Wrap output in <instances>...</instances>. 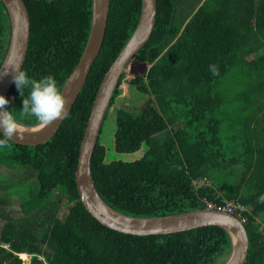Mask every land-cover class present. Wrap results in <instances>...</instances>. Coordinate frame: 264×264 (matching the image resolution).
Here are the masks:
<instances>
[{
    "label": "trees",
    "instance_id": "trees-1",
    "mask_svg": "<svg viewBox=\"0 0 264 264\" xmlns=\"http://www.w3.org/2000/svg\"><path fill=\"white\" fill-rule=\"evenodd\" d=\"M23 1L31 33L22 69L35 78L53 75L62 90L86 46L93 0ZM141 7L142 0H110L99 55L49 140L0 147L1 165L36 172L20 215L7 211L10 201L0 196V264H23L30 256L27 264H223L230 255L232 238L221 226L123 233L93 217L78 194L75 171L94 99ZM157 11L153 33L134 58L151 65L129 80L145 103L137 110L115 105L123 72L92 155L96 188L110 206L135 216L205 208L204 198L239 200L249 208L245 264H264V202H258L264 195V0H157ZM10 36L0 0V66ZM7 97V107L19 114L22 97L14 83ZM18 118L22 125L39 123ZM110 123L113 149L101 141ZM202 178L210 184L195 182Z\"/></svg>",
    "mask_w": 264,
    "mask_h": 264
},
{
    "label": "water",
    "instance_id": "water-1",
    "mask_svg": "<svg viewBox=\"0 0 264 264\" xmlns=\"http://www.w3.org/2000/svg\"><path fill=\"white\" fill-rule=\"evenodd\" d=\"M2 1L8 10L11 36L1 66L7 62H16L22 68L30 42L31 21L29 12L23 0ZM109 9L110 0L92 1L91 29L86 46L61 90L67 99L68 114L83 89L102 48L108 25ZM157 13V0H142L140 18L134 32L104 74L99 85L79 148L75 171L78 194L85 208L93 217L103 225L123 233L135 235L169 234L207 225L221 226L232 238L230 255L223 264H245L250 240L245 224L236 215L206 207L160 216L129 215L110 206L96 188L91 171V160L102 129L105 113L126 66L150 39L156 24ZM12 75L13 73L9 71L8 74L0 76V93L5 96L8 95L13 85ZM66 117L54 120L49 125H45L43 122L30 126L19 124L22 135L14 136L12 140L26 145L46 142L58 131Z\"/></svg>",
    "mask_w": 264,
    "mask_h": 264
},
{
    "label": "clouds",
    "instance_id": "clouds-1",
    "mask_svg": "<svg viewBox=\"0 0 264 264\" xmlns=\"http://www.w3.org/2000/svg\"><path fill=\"white\" fill-rule=\"evenodd\" d=\"M209 67L215 74V67L213 65ZM9 71L13 73L12 81L22 97V106L19 107L17 114L14 108L7 107L11 103L10 98L0 93V147L7 145L14 136L22 135L18 117L34 118L49 125L54 120L64 119L69 111L67 99L53 75L35 78L20 68L16 62H7L0 66V76L8 74ZM258 202H264V195L258 198Z\"/></svg>",
    "mask_w": 264,
    "mask_h": 264
},
{
    "label": "rangeland",
    "instance_id": "rangeland-1",
    "mask_svg": "<svg viewBox=\"0 0 264 264\" xmlns=\"http://www.w3.org/2000/svg\"><path fill=\"white\" fill-rule=\"evenodd\" d=\"M150 67V64H143V62L136 59L131 60L124 70L125 77L122 83V92L116 98L115 105H128L131 107L140 109L145 103V97L138 94V92L132 88L129 84L136 75L144 74V72ZM113 110V107L111 108ZM163 134L159 136L162 138ZM113 125L110 123L105 126L101 141L104 145L108 144L109 148L113 145ZM113 149V148H112ZM121 155H117V158ZM125 156V155H123ZM130 157V156H127ZM131 158H133L131 156ZM8 163L1 165L0 163V196L6 197L10 202L5 203L4 207L7 211H13L14 214L20 215V204L30 197L29 186H33L36 180V172L30 168L17 166L15 169L8 167ZM68 203H64L60 209V216H63L67 212ZM1 207V206H0ZM3 220L0 219V227L3 225ZM30 256V255H29ZM23 258V264L30 262L31 256L28 259Z\"/></svg>",
    "mask_w": 264,
    "mask_h": 264
},
{
    "label": "built area",
    "instance_id": "built-area-1",
    "mask_svg": "<svg viewBox=\"0 0 264 264\" xmlns=\"http://www.w3.org/2000/svg\"><path fill=\"white\" fill-rule=\"evenodd\" d=\"M195 182L204 185L210 184V182L206 178L197 179ZM204 201L206 203V208L208 209H217L229 212L236 215L243 223L247 221L245 212L249 210V208L239 200H225L222 202H216L204 198Z\"/></svg>",
    "mask_w": 264,
    "mask_h": 264
}]
</instances>
